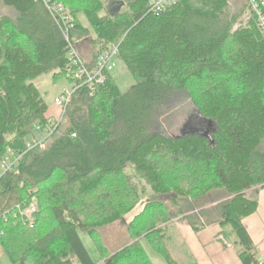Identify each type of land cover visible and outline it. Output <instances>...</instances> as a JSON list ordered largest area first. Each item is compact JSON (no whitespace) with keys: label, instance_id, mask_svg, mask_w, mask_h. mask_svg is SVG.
<instances>
[{"label":"trees","instance_id":"16d2710c","mask_svg":"<svg viewBox=\"0 0 264 264\" xmlns=\"http://www.w3.org/2000/svg\"><path fill=\"white\" fill-rule=\"evenodd\" d=\"M52 1L73 15L74 43L91 39V60L82 55L90 68L120 41L136 82L125 92L109 75L95 95L78 89L60 118L48 116L34 80L70 78L68 40L43 0H0V162L9 150L19 156L0 180V245L12 263L96 264L81 232L93 236L134 209L137 174L154 195L189 200L177 214L195 231L218 222L243 264H264L243 224L258 208L252 190L264 184V34L254 20L234 29L248 0L240 12L232 0H178L160 14L148 0ZM185 97L217 123L215 143L165 133ZM115 196L123 199L114 207ZM34 199L32 226L22 212ZM208 203L201 219L186 214ZM166 207L146 203L129 224V245L96 244L106 263L155 264L147 241L167 264H186L170 249Z\"/></svg>","mask_w":264,"mask_h":264},{"label":"rangeland","instance_id":"374dc122","mask_svg":"<svg viewBox=\"0 0 264 264\" xmlns=\"http://www.w3.org/2000/svg\"><path fill=\"white\" fill-rule=\"evenodd\" d=\"M247 0H232V12L233 11H242L246 5ZM244 14H242L237 22L234 25V29L239 28L242 26H247L248 24L244 23L243 21ZM241 20V21H240ZM246 24V25H245ZM82 53V52H81ZM83 55V54H82ZM113 77L116 79L120 89L122 91H127L135 82L134 76L128 71L127 66L123 61L120 59L117 62V66L113 71ZM34 83L37 85L39 90L42 92L45 101L48 104V112L47 115L60 118L62 116V110L56 105L55 98L61 95L64 91L70 89L71 83L70 78L67 77H60L59 79H55L53 73H45L34 80ZM193 88L199 87V83L196 82L193 84ZM181 102V103H180ZM178 108L172 113L169 123L165 128V133L167 135H181L183 130L185 129L188 122H192L194 120V114L196 112V106L193 102L188 98L185 97L179 100V104L177 105ZM261 151L264 152V144L261 146ZM127 173L133 174L134 171L132 168L127 169ZM134 181L137 183L139 189L141 190V199L137 203V205L132 209L130 212L125 214L120 220L114 222L113 224H109L107 226H103L98 228L93 236H91L87 232H81V237L83 239L84 244L86 245L87 249L91 253L93 259L95 260L96 264H107L106 260L108 257H102L101 252L97 248L96 244L99 245L100 249H105L107 252H112L119 250L120 248L129 245L132 241L130 232H129V224L131 221L137 218L146 207V203L151 200H157L163 202L167 207L166 213L161 211L166 217L167 215H172V218L168 222V224H164L167 227V232L171 236L172 241H170V249H172L174 256L179 260H184L183 257H187V253L189 252L187 240L184 236V224L189 225L186 220L182 219L183 215L178 216L179 208L186 207L189 205V200L184 198H176V201L172 200V195H154L152 186L141 176L134 175ZM135 184V183H134ZM136 185V184H135ZM125 198V197H124ZM123 198L119 196H115V201L113 202V206L115 207L119 202L122 201ZM35 204V205H34ZM210 204L203 205L201 207L193 205L192 211L188 210L186 214H198L201 219V212L205 208H207ZM32 206V207H31ZM36 206V207H35ZM192 206V204H191ZM31 207V210L28 212L29 214H25L27 209ZM25 211L22 212L24 216L27 217L28 221H31L30 225L33 226L34 221L36 220L35 212L39 210V205L34 199L32 203L29 205ZM34 210V211H33ZM36 210V211H35ZM42 220H49L50 217L48 216L47 212L40 213L39 215ZM47 217V218H46ZM221 226V232L226 228L224 225L216 222ZM190 226V225H189ZM191 227V226H190ZM192 228V227H191ZM193 229V228H192ZM194 230V229H193ZM223 242L225 245H229L236 250V247L233 245L232 242H228L224 240ZM145 248L148 254L151 256L152 260L155 264H167L163 257L156 252L151 244L147 241L144 242ZM186 264H190L191 261H186ZM0 264H13L11 259L9 258L8 254L0 245Z\"/></svg>","mask_w":264,"mask_h":264},{"label":"built area","instance_id":"2783aa9c","mask_svg":"<svg viewBox=\"0 0 264 264\" xmlns=\"http://www.w3.org/2000/svg\"><path fill=\"white\" fill-rule=\"evenodd\" d=\"M49 11L56 18L60 27L63 29L64 35L69 42L68 57L71 61L72 72L70 76V89L64 91L61 95L55 98L56 105L62 110V114L67 106L72 94L78 89H87L90 95H95L98 90L107 83L109 75L113 74L117 66L119 58L120 41L109 43L105 51L98 56L96 65L90 68L82 56L79 47L71 39L70 31L74 26L73 17L66 7L57 1L43 0ZM178 0H148L149 11L154 14H160L167 8L175 5ZM252 20L260 31L264 34V0H249L245 10L243 21L249 24ZM44 145L43 140H32L29 147L36 145ZM19 161V156L15 155L12 150H9L5 158L0 162V180L8 171L16 167ZM31 210V207L25 212L26 215Z\"/></svg>","mask_w":264,"mask_h":264},{"label":"crops","instance_id":"0c3cea01","mask_svg":"<svg viewBox=\"0 0 264 264\" xmlns=\"http://www.w3.org/2000/svg\"><path fill=\"white\" fill-rule=\"evenodd\" d=\"M78 46L85 59L91 60L93 51L91 39L79 42ZM252 194L258 199V208L243 219V224L258 248L261 262L264 263V184L253 189ZM184 230L189 252L183 259L191 261L190 264H243L237 250L223 242L219 224L213 223L200 231H195L184 224ZM184 260L182 261L185 262Z\"/></svg>","mask_w":264,"mask_h":264},{"label":"water","instance_id":"95a60500","mask_svg":"<svg viewBox=\"0 0 264 264\" xmlns=\"http://www.w3.org/2000/svg\"><path fill=\"white\" fill-rule=\"evenodd\" d=\"M124 2H120V5H123ZM116 6H113V9ZM217 129V123L212 119L206 117L198 108H196V112L194 114V120L192 122H188L185 129L183 130L181 135L187 134H199L208 138L211 143H215L213 132Z\"/></svg>","mask_w":264,"mask_h":264},{"label":"bare ground","instance_id":"6f19581e","mask_svg":"<svg viewBox=\"0 0 264 264\" xmlns=\"http://www.w3.org/2000/svg\"><path fill=\"white\" fill-rule=\"evenodd\" d=\"M248 1H249V0H248ZM247 4H248V3H247ZM64 6H65V5H64ZM246 8H247V7H246ZM72 16H73V15H72ZM74 19H75V18H74ZM73 21H75V20H73ZM240 21H241V20H240ZM242 25H243V24H242ZM242 25H241V26H242ZM245 25H246V24H245ZM241 26H240V27H241ZM74 27H75V26H74ZM73 29H74V28H73ZM73 29H72V30H73ZM62 30H63V29H62ZM70 33H71V32H70ZM70 35H72V34H70ZM71 38H73V36H71ZM72 40H73V39H72ZM68 43H69V42H68ZM79 50H80V49H79ZM98 55H99V53H98ZM86 62H87V61H86ZM96 62H97V61H96ZM95 64H96V63H95ZM72 95H73V94H72ZM71 97H72V96H71ZM70 99H71V98H70ZM69 102H70V101H69ZM64 111H65V110H64ZM55 121H56V120H55ZM39 130H40V129H39ZM47 136H48V135H47ZM47 136H46V137H47ZM43 139H44V138H43ZM43 139H41V140H43ZM45 139H46V138H45ZM41 140H39V141H41ZM43 142H44V141H43ZM34 205H35V204H34ZM31 207H32V206H31ZM35 207H36V206H35ZM33 211H34V210H33ZM35 211H36V210H35ZM25 214H26V213H25Z\"/></svg>","mask_w":264,"mask_h":264}]
</instances>
